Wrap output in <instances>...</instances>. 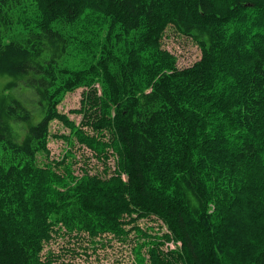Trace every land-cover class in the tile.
Returning a JSON list of instances; mask_svg holds the SVG:
<instances>
[{
    "label": "trees",
    "instance_id": "trees-1",
    "mask_svg": "<svg viewBox=\"0 0 264 264\" xmlns=\"http://www.w3.org/2000/svg\"><path fill=\"white\" fill-rule=\"evenodd\" d=\"M168 26L199 60L176 66ZM80 88L76 123L58 106ZM54 120L101 170L75 173V142L49 157ZM64 233L264 264V0H0V264H54Z\"/></svg>",
    "mask_w": 264,
    "mask_h": 264
},
{
    "label": "rangeland",
    "instance_id": "rangeland-1",
    "mask_svg": "<svg viewBox=\"0 0 264 264\" xmlns=\"http://www.w3.org/2000/svg\"><path fill=\"white\" fill-rule=\"evenodd\" d=\"M161 48L174 56L176 66L179 68L190 66L201 57L198 45L191 38L177 32L172 26H168L165 30ZM80 93L81 88L68 92L58 106L60 112L68 115L76 123L80 121L81 116L72 110L79 107ZM66 135H69V128L63 126L58 120L51 122L47 142L50 158L60 157L75 142L72 146L77 161L74 165L75 173H79L81 169H86L83 168L84 165H87L92 173L102 169V164L91 158L90 152L85 147L77 148V141L74 138H72V143L68 145L65 141ZM108 163L110 167H113V159L109 160ZM137 225L142 229L147 226L153 228L149 230L151 234L157 233L159 235L165 231V227L160 228L159 222L154 220L142 219L137 221ZM134 235L131 233V237ZM135 238L137 237L134 236L127 241H119L111 235H102L95 241H91L84 233H81L77 240L65 233L54 234L50 241L43 243L41 257L44 259L50 254V257L54 259V264H137L135 254L132 251V246L137 242ZM168 246L174 247L172 243ZM141 252L144 253V248Z\"/></svg>",
    "mask_w": 264,
    "mask_h": 264
}]
</instances>
